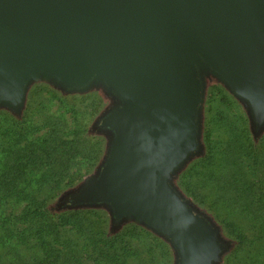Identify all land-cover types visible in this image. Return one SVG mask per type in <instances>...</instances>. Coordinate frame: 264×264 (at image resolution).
Here are the masks:
<instances>
[{
  "label": "water",
  "instance_id": "95a60500",
  "mask_svg": "<svg viewBox=\"0 0 264 264\" xmlns=\"http://www.w3.org/2000/svg\"><path fill=\"white\" fill-rule=\"evenodd\" d=\"M211 79L262 135L264 0H0V111L20 118L38 82L102 93L105 156L65 197L146 227L175 264H220L229 249L176 186L204 150Z\"/></svg>",
  "mask_w": 264,
  "mask_h": 264
},
{
  "label": "trees",
  "instance_id": "16d2710c",
  "mask_svg": "<svg viewBox=\"0 0 264 264\" xmlns=\"http://www.w3.org/2000/svg\"><path fill=\"white\" fill-rule=\"evenodd\" d=\"M30 92L26 109L20 118L0 111V264H121L122 256L128 260L134 255L138 256L136 248L134 250L126 245L134 239L150 245L157 243L167 257L175 259L167 242L141 224H120L107 216L102 226L104 218L98 214V208L71 205L69 198L65 197L68 191L61 193L73 182L74 178H70L68 172L82 160L95 165L101 163L103 143L87 136L85 127L88 113L84 109L91 104L88 107L93 108V114L97 115L103 107L102 99H97L95 93L86 96H53L60 102L64 115L72 117L76 126L72 132L65 133L63 125L67 121L66 117L61 115L54 120L44 110L35 111L34 98ZM243 110L248 122L246 111ZM93 128L96 132L101 130L97 126ZM244 135V139L239 137L241 141L236 139L239 147L234 163L225 162L219 152L209 154L202 150L201 155L180 174L182 188L188 196L194 197V191L184 187L186 179H192L194 174L212 178L216 171L222 178L226 172L221 173V169L232 167L226 182L212 190L210 186L202 190L204 195L218 194L222 200L221 204L215 201L214 205L209 206L213 217L199 211L210 223L219 227L216 220L220 221L233 234L238 229L239 223L235 220L240 211L251 215L253 205L260 212L264 211V137L263 134L255 137L261 140L257 145L250 138L248 130ZM62 184H65V188L61 187ZM221 187L233 189L234 195L239 188V195L235 197L244 199L243 205H250L245 206L247 210L244 208V211L239 209L236 212L234 203L223 198ZM55 195L60 196L56 205L59 211L49 205ZM100 211L108 214L104 209ZM93 216L98 217V223L94 222ZM252 225L240 229V235H235L238 244L227 257L228 251L223 254L222 261L225 258V264H264V224L258 231L262 235H254L249 239L245 233L248 229L254 230ZM114 230H120V233L111 235ZM78 234L81 245L76 239ZM150 247L148 251L152 254ZM84 252L90 255L91 261L85 262L82 256ZM139 262L147 264L148 261Z\"/></svg>",
  "mask_w": 264,
  "mask_h": 264
},
{
  "label": "rangeland",
  "instance_id": "374dc122",
  "mask_svg": "<svg viewBox=\"0 0 264 264\" xmlns=\"http://www.w3.org/2000/svg\"><path fill=\"white\" fill-rule=\"evenodd\" d=\"M30 95L34 98V105L33 109L35 111H42L48 115H51V117L54 118V120L58 119V116L64 115V110H61L60 108V102H58L57 99H54L53 96L60 97V95H63L61 91L54 89L49 84L45 82H38L35 83L30 90ZM57 93V94H56ZM92 93H95L97 96V99H102V109L97 113V115L93 114V108H89L87 105L84 109L86 113V122L87 125L85 129H87V136L90 137V139H93L95 142L99 141L102 142L104 147V153L101 159V162L103 161V157L105 156L106 150H107V136L104 133L96 132L93 130L94 124L97 119H99L102 114L104 113L105 109L110 105V102L104 97L102 93H99L97 91L91 92L85 95H63L64 97H70V96H86L90 95ZM37 116V115H35ZM67 119L65 121V125L67 129H65V125H63V129L66 132H72L75 129L74 121H72V117L69 115H64ZM59 124V122H57ZM62 124V123H61ZM97 126V125H96ZM250 133V138L253 139L254 144H259L260 139H256L250 130L249 121L247 122L245 118V112L243 110V107H241V104L221 85L218 83L217 80L211 79L208 81L206 85V95H205V102H204V108H203V122H202V144L204 146L205 153H221L222 158L225 159V162L232 161L231 163H234L236 161L237 157V151H238V141L236 139H244V133L245 132ZM240 137V138H239ZM264 137V133H263ZM261 137V138H263ZM70 140H73L70 136H68ZM240 139V141H241ZM234 140V141H233ZM239 141V142H240ZM209 146V148H208ZM101 164V163H100ZM100 164H92V162H88L85 160H82L80 164H78L76 167L70 170L71 177L74 178L71 186H68L63 192L65 191H74L75 188H77L80 184L87 181L91 177H93ZM98 165V166H97ZM213 169H216L213 167ZM232 167H229L228 169H221V173H224L223 177L221 178V175L219 171H216L213 173L212 178H202L200 175L194 174L192 175V179H186L184 182V187L186 189H191L194 191V197H190L186 194L184 189L182 188L180 184V177L179 175L176 185L180 189L181 193L190 201H192L193 205H195L200 211L211 215L210 205H214L215 201L220 203L222 200L219 199V196L212 195V196H206L202 192V190H206L209 188L214 189L216 188L220 183L226 182L227 177L230 175L228 171H231ZM183 174V173H181ZM220 178V179H219ZM250 180V178H247ZM252 183V182H251ZM62 188H65V184L61 185ZM60 187V188H61ZM218 190V189H217ZM222 195L224 199L231 200L230 202L234 203V208H236V212L239 209H242L244 211L245 206L243 205L244 199L242 198H236L235 195H239L240 189L238 188L235 195L233 194V189L228 188H222ZM197 191V192H196ZM56 192H58L56 190ZM60 193V196H61ZM221 196V194L219 193ZM59 195H55L53 200L50 202L49 205L52 206V208L55 209V211H59L57 209V203L59 200ZM61 199V198H60ZM70 199V198H69ZM221 204V203H220ZM50 206V207H51ZM250 206V205H249ZM102 209H97L99 211L98 214H100L104 220L101 221V225L104 226L105 220L110 217L109 214H107L105 211H100ZM247 210V209H246ZM54 211V212H55ZM61 211V210H60ZM59 213V212H58ZM251 215L248 213L247 215L243 214L242 211L238 213V217L235 220V222L239 223L237 224V232L235 234L231 233L227 229L224 228L223 224L220 221H217V225L221 229L222 238L228 242L229 249L227 257L229 255V252H232L234 248H236L238 242L236 241V234L240 235V229H245L247 226L253 224L254 230L248 229L245 233V236L249 239H252V236L258 235L261 236L262 234L259 233V229L264 224V211L260 212L255 208V205H253V210L250 212ZM107 214V215H106ZM108 216V217H107ZM213 217V216H212ZM93 220L95 223H98V217L93 216ZM238 220V221H237ZM108 223V222H107ZM132 223V222H129ZM129 225V224H128ZM127 225V226H128ZM245 226V227H242ZM264 231V230H263ZM120 233V230H114L111 235H115ZM74 234L72 233V236ZM76 236V239L79 241V245H81L82 240ZM127 246L132 247L134 250L135 248L138 250L137 254L138 256L134 255V257H130L129 260L126 258V256H122L123 258L120 259L121 264H140L139 260H147V264H169L170 262L168 260H172L169 256L167 257L166 252H163L160 247H158L157 243L155 244H147L146 242H140L137 239L130 240V244H127ZM152 246V248L150 247ZM148 247L151 248L153 253L151 254L148 251ZM163 252V253H162ZM242 253V251H241ZM82 256L85 259V262L91 261L92 259L89 258L90 255L86 254L85 252L82 254ZM126 258V259H125ZM88 259V260H87ZM88 264H92L87 262ZM172 264H175V259L171 261ZM226 260L225 258L222 261V264H225Z\"/></svg>",
  "mask_w": 264,
  "mask_h": 264
},
{
  "label": "flooded vegetation",
  "instance_id": "af4514ba",
  "mask_svg": "<svg viewBox=\"0 0 264 264\" xmlns=\"http://www.w3.org/2000/svg\"><path fill=\"white\" fill-rule=\"evenodd\" d=\"M101 123H102V121H100V122L97 124V128H100V127H101Z\"/></svg>",
  "mask_w": 264,
  "mask_h": 264
}]
</instances>
